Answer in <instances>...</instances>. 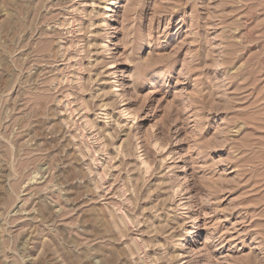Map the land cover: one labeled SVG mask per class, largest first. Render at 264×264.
Listing matches in <instances>:
<instances>
[{
	"label": "rangeland",
	"instance_id": "obj_1",
	"mask_svg": "<svg viewBox=\"0 0 264 264\" xmlns=\"http://www.w3.org/2000/svg\"><path fill=\"white\" fill-rule=\"evenodd\" d=\"M0 264H264V0H0Z\"/></svg>",
	"mask_w": 264,
	"mask_h": 264
},
{
	"label": "bare ground",
	"instance_id": "obj_2",
	"mask_svg": "<svg viewBox=\"0 0 264 264\" xmlns=\"http://www.w3.org/2000/svg\"><path fill=\"white\" fill-rule=\"evenodd\" d=\"M109 9V8H108ZM66 52V51H65ZM79 69V68H78ZM116 86V85H115ZM117 87V86H116ZM117 89V88H116ZM119 90V89H118ZM129 115V114H128ZM157 142V141H156ZM158 144V143H157ZM156 146V145H155ZM160 147L164 150V147H162L161 145H160ZM141 163H142V165L144 166V168H145V173L146 174H148L150 171H151V168H152V166L148 163V161L147 160H142L141 161ZM152 164V163H151ZM193 242H197L196 240L195 241H193Z\"/></svg>",
	"mask_w": 264,
	"mask_h": 264
}]
</instances>
